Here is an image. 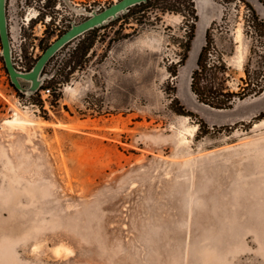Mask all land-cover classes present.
Instances as JSON below:
<instances>
[{
	"label": "rangeland",
	"instance_id": "1",
	"mask_svg": "<svg viewBox=\"0 0 264 264\" xmlns=\"http://www.w3.org/2000/svg\"><path fill=\"white\" fill-rule=\"evenodd\" d=\"M115 1L7 0L15 61L29 70L72 21ZM194 1L190 51L189 8L163 11L189 0L71 41L44 73L63 88L46 113L11 84L0 38V264H264V90L217 108L191 89L200 51L188 67L209 10L226 85L260 80L264 29L246 1L263 19L264 3ZM17 111L36 124L6 122Z\"/></svg>",
	"mask_w": 264,
	"mask_h": 264
},
{
	"label": "trees",
	"instance_id": "2",
	"mask_svg": "<svg viewBox=\"0 0 264 264\" xmlns=\"http://www.w3.org/2000/svg\"><path fill=\"white\" fill-rule=\"evenodd\" d=\"M155 1H159V0H149L147 2H142L140 4L134 5L130 8L128 13L121 14L118 19H120L122 15L123 16H129L130 13L135 8L147 6V5H149ZM260 1H262L264 3V0H260ZM246 3L249 6V9L252 11V14H253L255 20L257 21V23L259 25H261L264 29V19L260 16L257 9L250 2L246 1ZM187 8H189L187 10V11H189L188 13L189 14L191 13V15H193L195 18L194 22L190 26V35H189V40L187 43V51H190V49L192 47V42H193L195 35H196L197 22L199 19V15H198L194 0H189V3H186L185 8L183 6V3H181V5L169 3L168 5L163 7V11L169 10V11H179V12L183 13V12H187L186 11ZM118 19H116V20H118ZM116 20H112L111 22L116 21ZM187 22H189V20ZM216 24H217V21L214 20L212 22L211 26L207 29L206 42L200 51V54H199V57L197 60V67L192 72L191 89L197 95L198 99L201 102L207 103V104L214 106V107H217V108H229L234 104L235 96H239L240 99H243L245 96H247L249 94H254V93L258 94L264 90V70H262V71L259 70V73L261 74L260 80L256 79L253 81L250 78L251 81H245L246 85H244L242 87L241 91H239V92L231 91V89L226 85V82L228 81V75H229L228 68L229 67H228V64H227L225 57L223 55H220L217 58H215L213 60V62H211V60H210L211 48L213 45L212 32H213V29H214ZM98 28H100V27H96V28L91 29L87 32L94 31ZM68 44H66L65 46H67ZM49 45L50 44L45 45V47H43V50H45ZM91 46H92V43L88 47H91ZM57 54L54 55L52 57V59L48 62L43 73L46 72L47 66L52 62V60L57 56ZM187 57H188V52L185 54L183 61H185ZM36 61H37V59L31 65L30 69L33 67V65L35 64ZM5 67H6V65H5ZM245 71H246L247 75L250 77L251 73H250L248 65L246 66ZM257 77H259V76H257ZM246 79H248V78H246ZM11 84L14 86V84L12 82H11ZM14 88L20 94L25 95L19 89H17L15 86H14ZM192 114H194V113H192ZM261 116L264 117V111H262Z\"/></svg>",
	"mask_w": 264,
	"mask_h": 264
},
{
	"label": "water",
	"instance_id": "3",
	"mask_svg": "<svg viewBox=\"0 0 264 264\" xmlns=\"http://www.w3.org/2000/svg\"><path fill=\"white\" fill-rule=\"evenodd\" d=\"M149 0H117L103 9L93 8L87 11V17L82 21H72L60 36H58L38 57L33 67L21 70L15 65L13 49L10 39L7 0H0V38L2 42L1 54L4 58L11 82L25 95H34L43 85L46 65L66 44L87 31L116 20L121 14L128 13L134 5Z\"/></svg>",
	"mask_w": 264,
	"mask_h": 264
},
{
	"label": "built area",
	"instance_id": "4",
	"mask_svg": "<svg viewBox=\"0 0 264 264\" xmlns=\"http://www.w3.org/2000/svg\"><path fill=\"white\" fill-rule=\"evenodd\" d=\"M37 17H38V14L35 16L29 17L27 19L26 26H29L32 18H37ZM9 31H10V39H11V44H12V49H13V33L10 30V25H9ZM13 57H14L15 65L18 67V69L27 70L26 67L21 66L20 64H18V62L15 61L16 57L14 55ZM62 89L63 88L61 87V85L59 87L45 85V80H44L42 87L35 93V95L37 94L39 98L38 102H33L30 106L35 108V111L36 110L39 112L43 111L44 113H46V111L50 110V106H52V99L55 93L62 91ZM26 107L29 108V106H26Z\"/></svg>",
	"mask_w": 264,
	"mask_h": 264
},
{
	"label": "bare ground",
	"instance_id": "5",
	"mask_svg": "<svg viewBox=\"0 0 264 264\" xmlns=\"http://www.w3.org/2000/svg\"><path fill=\"white\" fill-rule=\"evenodd\" d=\"M210 12L209 10H204L203 11V23H201V21L199 22L200 23V27H199V30H198V40L197 42L195 43V49H194V57H193V60L191 62V64L188 66V67H191L197 60V56H198V53L200 51V45L203 41V36H204V32H203V29H204V26L206 25V22L208 21L209 17H210ZM240 31V30H239ZM238 35V33H237ZM239 38V37H238ZM236 38V39H238ZM240 40V38H239ZM238 41V40H237ZM241 53V52H240ZM241 58V57H240ZM241 64V63H240ZM70 88V87H69ZM16 115L14 116V118H10V119H7L6 122L12 124V125H16V124H24V123H27V122H30V124H36L35 120H27V119H23L21 118L20 116H22L18 111L15 113ZM50 124V123H49ZM57 126H61V127H71L72 125L70 124H67V123H63V122H56V123H53ZM195 130V128H193ZM183 131L185 132V130L183 129ZM187 131V130H186ZM188 132V131H187ZM188 136V135H187ZM58 249V252L61 251V249L59 250V247L57 248Z\"/></svg>",
	"mask_w": 264,
	"mask_h": 264
},
{
	"label": "crops",
	"instance_id": "6",
	"mask_svg": "<svg viewBox=\"0 0 264 264\" xmlns=\"http://www.w3.org/2000/svg\"><path fill=\"white\" fill-rule=\"evenodd\" d=\"M195 3H196V1H194ZM215 20V17L214 16H210L209 17V19H208V21L206 22V25L204 26V29H203V32H204V36H203V41H202V43H201V45H200V51H201V49H202V47H203V45L205 44V42H206V33H207V29L211 26V24H212V22ZM197 25H198V22H197ZM196 32H197V28H196ZM197 37V35H195V38ZM194 38V39H195ZM205 41V42H204Z\"/></svg>",
	"mask_w": 264,
	"mask_h": 264
}]
</instances>
